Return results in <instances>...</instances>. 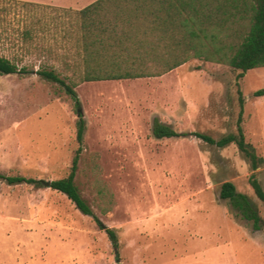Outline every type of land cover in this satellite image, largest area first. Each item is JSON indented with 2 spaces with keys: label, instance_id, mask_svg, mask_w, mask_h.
<instances>
[{
  "label": "rangeland",
  "instance_id": "374dc122",
  "mask_svg": "<svg viewBox=\"0 0 264 264\" xmlns=\"http://www.w3.org/2000/svg\"><path fill=\"white\" fill-rule=\"evenodd\" d=\"M95 0H0V53L28 74H0V172L66 177L78 147L79 115L57 82L35 71L71 74L68 16ZM34 39L25 42V30ZM69 45V46H68ZM239 71L197 59L159 77L103 80L76 87L86 120L76 176L82 196L117 232L122 264H264L262 228L220 197L232 181L256 199L250 164L235 144L196 136L158 139L155 119L178 131L219 138L235 129L237 82L246 96L244 130L264 156V67ZM264 185V166L256 170ZM0 264H117L112 242L89 215L51 187L0 179Z\"/></svg>",
  "mask_w": 264,
  "mask_h": 264
},
{
  "label": "trees",
  "instance_id": "16d2710c",
  "mask_svg": "<svg viewBox=\"0 0 264 264\" xmlns=\"http://www.w3.org/2000/svg\"><path fill=\"white\" fill-rule=\"evenodd\" d=\"M23 6L43 4L25 0H6ZM67 14L66 38L72 40L71 71L66 77L54 67L35 72L43 79L62 85L74 101L79 115L75 156L66 177L45 180L0 172L8 184L25 183L51 187L66 194L85 215L91 216L107 232L117 264V232L106 228L76 183L79 161L84 149L86 120L76 87L84 82L139 79L162 76L190 60L215 62L238 70L240 79L251 69L264 67V0H95L81 9L56 7ZM33 30H25V42L34 39ZM69 46V45H68ZM34 70L20 67L0 53V74H28ZM238 112L235 129L219 138L203 132H183L155 119L152 132L158 138L196 136L211 145L225 148L235 144L250 164L249 182L255 198L238 191L232 181L221 185L220 197L228 200L237 213L252 221L253 229L262 228L258 201L264 204V185L256 170L264 166V156L248 141L243 122L246 96L237 82ZM253 97L264 96V88Z\"/></svg>",
  "mask_w": 264,
  "mask_h": 264
},
{
  "label": "crops",
  "instance_id": "0c3cea01",
  "mask_svg": "<svg viewBox=\"0 0 264 264\" xmlns=\"http://www.w3.org/2000/svg\"><path fill=\"white\" fill-rule=\"evenodd\" d=\"M25 1H32V2H34V0H25Z\"/></svg>",
  "mask_w": 264,
  "mask_h": 264
}]
</instances>
